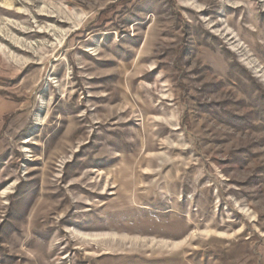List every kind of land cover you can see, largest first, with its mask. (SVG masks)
<instances>
[{"label":"rangeland","instance_id":"obj_1","mask_svg":"<svg viewBox=\"0 0 264 264\" xmlns=\"http://www.w3.org/2000/svg\"><path fill=\"white\" fill-rule=\"evenodd\" d=\"M0 264H264V0H0Z\"/></svg>","mask_w":264,"mask_h":264}]
</instances>
